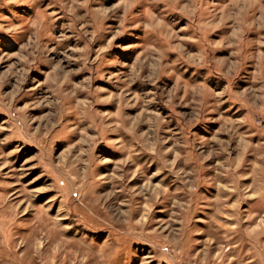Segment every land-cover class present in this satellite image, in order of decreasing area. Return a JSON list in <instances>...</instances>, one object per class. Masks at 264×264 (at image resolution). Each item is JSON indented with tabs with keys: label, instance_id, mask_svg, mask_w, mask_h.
<instances>
[{
	"label": "rangeland",
	"instance_id": "obj_1",
	"mask_svg": "<svg viewBox=\"0 0 264 264\" xmlns=\"http://www.w3.org/2000/svg\"><path fill=\"white\" fill-rule=\"evenodd\" d=\"M0 264H264V0H0Z\"/></svg>",
	"mask_w": 264,
	"mask_h": 264
}]
</instances>
